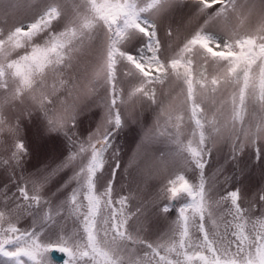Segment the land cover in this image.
<instances>
[{"label":"snow or ice","instance_id":"obj_1","mask_svg":"<svg viewBox=\"0 0 264 264\" xmlns=\"http://www.w3.org/2000/svg\"><path fill=\"white\" fill-rule=\"evenodd\" d=\"M100 91L107 114L81 133ZM137 101L148 158L122 168L112 134ZM51 132L71 148L40 163ZM54 252L264 264V0H0V264Z\"/></svg>","mask_w":264,"mask_h":264},{"label":"rangeland","instance_id":"obj_2","mask_svg":"<svg viewBox=\"0 0 264 264\" xmlns=\"http://www.w3.org/2000/svg\"><path fill=\"white\" fill-rule=\"evenodd\" d=\"M108 106L109 99L104 91L83 101L78 110L77 130L85 134L96 131L107 114ZM120 112L123 122L120 128L113 132L111 142L119 150V157L123 158V168L125 163L135 166L136 161H144L148 158L145 145L151 137L154 121L152 108L147 101L122 105ZM47 135L55 138L49 142L53 150L44 154L40 163L56 162L58 157L62 158L61 153L66 156L71 148L70 142L63 133L51 132ZM166 147L164 144H156L152 147V151L158 153Z\"/></svg>","mask_w":264,"mask_h":264},{"label":"water","instance_id":"obj_3","mask_svg":"<svg viewBox=\"0 0 264 264\" xmlns=\"http://www.w3.org/2000/svg\"><path fill=\"white\" fill-rule=\"evenodd\" d=\"M52 255L56 261L55 264H64L65 256L62 253L54 252Z\"/></svg>","mask_w":264,"mask_h":264}]
</instances>
